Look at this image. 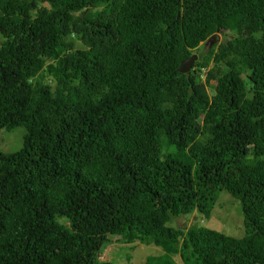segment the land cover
<instances>
[{
	"label": "trees",
	"instance_id": "obj_1",
	"mask_svg": "<svg viewBox=\"0 0 264 264\" xmlns=\"http://www.w3.org/2000/svg\"><path fill=\"white\" fill-rule=\"evenodd\" d=\"M15 128L0 264H116L99 260L113 236L160 246L144 264H264V0H0ZM222 190L242 236L202 224Z\"/></svg>",
	"mask_w": 264,
	"mask_h": 264
},
{
	"label": "rangeland",
	"instance_id": "obj_2",
	"mask_svg": "<svg viewBox=\"0 0 264 264\" xmlns=\"http://www.w3.org/2000/svg\"><path fill=\"white\" fill-rule=\"evenodd\" d=\"M217 42L227 39L226 34L218 32ZM209 43H201L200 48L205 49ZM202 75L200 78L204 79ZM208 91L213 90L214 82L206 84ZM22 138V129L15 128L13 130H2L0 132V149L3 151H13L20 147ZM227 191L219 192L217 201L211 209L206 221L202 224L211 226L215 229H223L228 234L239 237L243 235L242 214L239 206ZM238 207V208H237ZM199 216V215H198ZM197 222L196 215L190 214L188 217L184 215L175 218L168 225L189 226ZM111 242L105 243L100 253L99 260L112 261L116 264H144L148 255H161L163 250L160 246L153 243L144 244L139 242L124 243L120 242L116 236L110 238ZM177 264H182L178 255H175Z\"/></svg>",
	"mask_w": 264,
	"mask_h": 264
},
{
	"label": "water",
	"instance_id": "obj_3",
	"mask_svg": "<svg viewBox=\"0 0 264 264\" xmlns=\"http://www.w3.org/2000/svg\"><path fill=\"white\" fill-rule=\"evenodd\" d=\"M219 34L218 32H214L212 33L208 38H207V42L209 44H213L218 40ZM197 59V54L196 53H192L190 56L183 58L178 67L177 70L179 72H183V73H188L193 65V62Z\"/></svg>",
	"mask_w": 264,
	"mask_h": 264
}]
</instances>
